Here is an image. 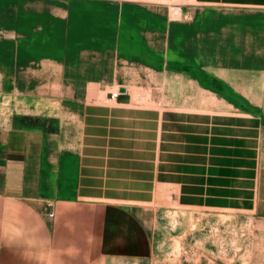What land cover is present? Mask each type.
Segmentation results:
<instances>
[{
    "label": "rangeland",
    "instance_id": "rangeland-1",
    "mask_svg": "<svg viewBox=\"0 0 264 264\" xmlns=\"http://www.w3.org/2000/svg\"><path fill=\"white\" fill-rule=\"evenodd\" d=\"M186 4L0 0V134L40 131L46 153H82L87 110L116 105L121 87L152 125L138 149L148 158L165 109L262 113L264 9ZM152 197L139 192L133 207L153 264H264V219Z\"/></svg>",
    "mask_w": 264,
    "mask_h": 264
},
{
    "label": "crops",
    "instance_id": "crops-1",
    "mask_svg": "<svg viewBox=\"0 0 264 264\" xmlns=\"http://www.w3.org/2000/svg\"><path fill=\"white\" fill-rule=\"evenodd\" d=\"M183 1L264 9V0ZM127 93L87 110L82 153H46L40 131L0 134V264H153L150 232L133 207L139 192L153 193L162 207L264 219V110L165 109L148 158L138 149L152 125Z\"/></svg>",
    "mask_w": 264,
    "mask_h": 264
},
{
    "label": "built area",
    "instance_id": "built-area-1",
    "mask_svg": "<svg viewBox=\"0 0 264 264\" xmlns=\"http://www.w3.org/2000/svg\"><path fill=\"white\" fill-rule=\"evenodd\" d=\"M122 93H120V92H116V93H114L113 95H112V99H118L119 98V96L121 95Z\"/></svg>",
    "mask_w": 264,
    "mask_h": 264
},
{
    "label": "water",
    "instance_id": "water-1",
    "mask_svg": "<svg viewBox=\"0 0 264 264\" xmlns=\"http://www.w3.org/2000/svg\"><path fill=\"white\" fill-rule=\"evenodd\" d=\"M120 93H122V94H126V93H127L126 88H125V87H121V88H120Z\"/></svg>",
    "mask_w": 264,
    "mask_h": 264
},
{
    "label": "bare ground",
    "instance_id": "bare-ground-1",
    "mask_svg": "<svg viewBox=\"0 0 264 264\" xmlns=\"http://www.w3.org/2000/svg\"><path fill=\"white\" fill-rule=\"evenodd\" d=\"M173 1H175V0H173Z\"/></svg>",
    "mask_w": 264,
    "mask_h": 264
}]
</instances>
